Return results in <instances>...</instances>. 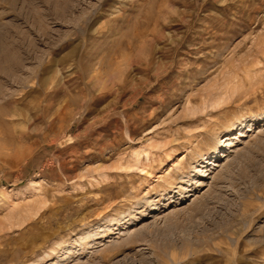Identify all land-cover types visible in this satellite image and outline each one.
Segmentation results:
<instances>
[{
    "label": "rangeland",
    "instance_id": "obj_1",
    "mask_svg": "<svg viewBox=\"0 0 264 264\" xmlns=\"http://www.w3.org/2000/svg\"><path fill=\"white\" fill-rule=\"evenodd\" d=\"M0 110V264H264V0H0Z\"/></svg>",
    "mask_w": 264,
    "mask_h": 264
},
{
    "label": "bare ground",
    "instance_id": "obj_2",
    "mask_svg": "<svg viewBox=\"0 0 264 264\" xmlns=\"http://www.w3.org/2000/svg\"><path fill=\"white\" fill-rule=\"evenodd\" d=\"M166 70V69H165ZM140 95V94H139ZM138 96V95H137ZM136 98V97H135ZM133 100V99H132ZM132 103V102H131ZM0 114H1V110H0ZM1 116V115H0ZM224 142L223 143H221V147L223 146V147H226V146H231L232 145V139L231 140H228L224 145ZM89 234V233H88Z\"/></svg>",
    "mask_w": 264,
    "mask_h": 264
}]
</instances>
